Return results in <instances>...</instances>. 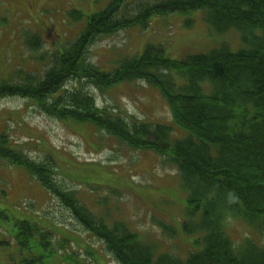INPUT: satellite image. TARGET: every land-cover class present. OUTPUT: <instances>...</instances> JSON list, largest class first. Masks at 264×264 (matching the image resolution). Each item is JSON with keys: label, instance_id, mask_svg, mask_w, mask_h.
<instances>
[{"label": "trees", "instance_id": "16d2710c", "mask_svg": "<svg viewBox=\"0 0 264 264\" xmlns=\"http://www.w3.org/2000/svg\"><path fill=\"white\" fill-rule=\"evenodd\" d=\"M125 3L111 0L102 11L88 16L78 39L56 55L43 78L26 75L22 81L0 80V98L28 100L73 129L94 127L133 150H151L175 165L189 192L183 231L192 237V250L186 259L157 252L154 244L145 243L124 223L108 227L81 203L75 191L56 181L59 167L54 157L35 161L14 147L5 132L0 133V160L33 176L78 223L104 242L120 264H264V246L248 241L236 249L226 233L231 217L264 226V0L136 2L133 16L119 18ZM191 12L205 13V21L218 32L236 29L249 48L233 53L223 46L174 60L162 46L147 45L141 55L124 59L109 73L86 61L89 48L101 35L145 28L155 16ZM70 18L78 22L84 15L72 12ZM185 25L190 27L191 21ZM256 29L262 31L261 36L253 34ZM71 80L78 87L68 90L65 84ZM135 81L160 91L174 124L187 137L177 139L174 128L101 109L83 90L85 83L103 91ZM179 81L184 83L179 85ZM0 219L8 218L0 212ZM15 227V240L30 249L37 225L23 220ZM164 228L175 235L173 228ZM43 263L40 256L22 257L12 264Z\"/></svg>", "mask_w": 264, "mask_h": 264}, {"label": "rangeland", "instance_id": "374dc122", "mask_svg": "<svg viewBox=\"0 0 264 264\" xmlns=\"http://www.w3.org/2000/svg\"><path fill=\"white\" fill-rule=\"evenodd\" d=\"M110 1L0 0V80L22 81L26 75L43 78L54 65L56 55L83 32L87 17L103 10ZM157 1L161 0H127L118 16H133L136 2L151 5ZM72 11L82 13L84 19L73 22L69 17ZM205 17L202 12L155 16L145 28L101 35L89 48L86 61L109 73L120 60L142 54L147 45L162 46L174 60L223 46L233 53L249 48L239 31L218 32ZM188 21L190 27L185 25ZM253 34L261 36L262 31L256 29ZM77 87L74 80L65 85L68 90ZM83 90L95 98L101 109L131 115L148 124H166L175 129L177 139L187 136L174 125L159 90L144 81L103 91L85 83ZM4 132L14 147L35 161L54 157L59 167L56 181L64 189L75 191L82 204L108 227L124 223L145 243L155 244L157 252L175 258L185 260L191 252L192 237L183 231L189 192L177 167L165 157L151 150L130 149L91 126L77 125L73 129L68 122L20 98L0 100V133ZM0 212L8 218L0 219V264L40 256L43 264H118L104 243L74 220L71 211L33 176L3 160ZM23 220L37 225L30 249L22 248L14 238L15 225ZM164 226L177 234H169ZM226 233L236 248L244 247L248 241L264 246V226L238 217L228 219Z\"/></svg>", "mask_w": 264, "mask_h": 264}]
</instances>
